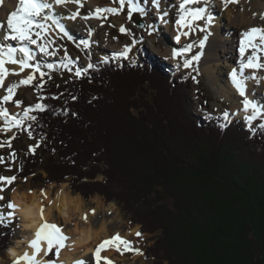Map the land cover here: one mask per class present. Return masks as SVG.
I'll return each mask as SVG.
<instances>
[{
    "label": "trees",
    "instance_id": "16d2710c",
    "mask_svg": "<svg viewBox=\"0 0 264 264\" xmlns=\"http://www.w3.org/2000/svg\"><path fill=\"white\" fill-rule=\"evenodd\" d=\"M139 57L47 79L27 126L56 160L22 153L17 177L117 200L143 233L159 232L149 263L264 264V128L192 113L194 81ZM13 234L0 225V251Z\"/></svg>",
    "mask_w": 264,
    "mask_h": 264
},
{
    "label": "rangeland",
    "instance_id": "374dc122",
    "mask_svg": "<svg viewBox=\"0 0 264 264\" xmlns=\"http://www.w3.org/2000/svg\"><path fill=\"white\" fill-rule=\"evenodd\" d=\"M70 4L71 8L68 9L66 7H57V9L60 8L58 9V15L59 17H62V21H66V18L73 11H76L74 9L76 4ZM143 4L147 5L148 10L151 12V22L150 20H145L144 28H140L136 24V20L140 17L143 18L144 15L141 16L136 12H133L131 19H129V7L127 3L125 4L124 9L119 12V14L113 15L111 13H105L104 15L107 18L99 19V23L98 21H95V19L84 20L80 17L90 15L96 8L119 9L120 7L119 0H84V6L81 7L83 13H80L78 22L72 23L69 28L66 26V28L69 30V34L73 37L72 39H69L67 36H63V34L60 33L55 27L51 30L49 39L53 40L55 43L49 46V51L53 52L54 55L49 56L40 53L36 45L30 46L35 56V59L31 63H40L41 70L45 73V75L41 79L39 73H36L31 85H20L15 90L16 95L13 103H10V105L9 103L7 104V109L10 111V116H17L21 120L22 126L12 127L11 130H3L6 128V125L4 118L0 117V158H2V162H0V177H16V179L10 184L7 181H0V188L3 189L0 191V196H3V199L0 200V211L5 214L12 211V209H9L7 205L14 202L13 194L16 190H41L46 189V187L54 184V187L52 186V193L56 194L60 188L59 186L63 183H67L68 185L64 184L67 188V191L65 192L70 191L72 193L80 194V197L82 196L83 200L85 201L84 203L92 210L95 209L96 218L103 219L105 216H107L111 220L112 227L115 230L117 229L118 232L122 233L123 235H126L127 232H129L132 228L139 226L138 232H140L141 235L136 236V234H133L129 237V241L132 242V247L134 249H140L143 252V255H138L134 251H124L123 255H121L120 252L114 250L112 251V254H114L113 258H117L115 262L118 264H152L146 261L144 255L147 249L154 245L159 232L155 234L143 233L141 231V225L134 223L133 220H131V215H129L123 209V207L119 205L117 200L113 199L112 201H107L104 196L98 193L86 198L82 195V193L75 192L71 188L69 179L62 183L52 182L44 184L40 182L33 183L31 180L32 177H27L25 180L17 178L18 160L22 153L29 151L36 156L40 162V165L56 160L55 156L48 154L42 149L41 140L36 139L28 133L27 123L33 120L29 117L34 116L35 111L29 112L30 114L28 117H26L24 113L28 106L42 104L38 94L41 88L37 87V85H43L47 79L53 76L64 79L71 77L73 78L77 76V70H82V72H84L88 69L87 66L89 64L94 65L96 61H103L104 58L116 56L120 52L124 51L125 46H128L129 48L133 47V51L128 52L127 56H124V58H128V60L132 63H138L140 61L139 51L144 48L150 57H153L157 50L160 51V57H158L157 54L154 55L155 59L151 60V64L154 65V63H157L163 67L165 71L170 70L173 75H179L183 78H190L194 81L196 87H191L189 93V98L191 102H193V111L191 110L192 113L200 115L198 109L200 108V110L208 113L210 117L214 119L222 118V116H225L224 114L227 113V116L229 117H227L228 120L240 119L244 117V115L250 116L252 113V111H244L242 103L244 97H240L238 94H236V92L228 94L229 91H231L228 89V85L230 82H232L231 73L233 71V67L235 70H238L239 67L236 66L238 65L237 62H234L237 61L236 57L230 56L231 58H226L221 53L215 51L213 52V56H216L217 54L218 56L210 61L208 60L209 53H202V47H200L199 42L202 40L204 41L207 35H209L210 40V34L214 35L213 39L220 35L223 36V41L226 43L238 37L236 34L230 32V28L227 25V17L224 13H222L220 4L217 2V0L209 1V4L213 8V14L211 15L214 17L211 25H208L206 21L201 23L197 22L196 25L190 29V35L195 34V38L191 41H188V39L185 40V43H182V45L183 47L191 45V50L186 52L185 55L183 54L178 57V62H175L174 64V60L172 61L170 51L173 47L180 49L181 45H179L180 43H175L173 32L166 25L168 24L167 19L160 20V16L164 14L163 8L161 10L158 9L152 2H149L148 0ZM167 6H169V8H167ZM163 7L164 9L166 8L165 12L169 10V15L170 17L172 16V20H174L173 15H175V7L173 4L167 2L164 3ZM145 9L147 10V7H145ZM207 10L209 9L207 8ZM147 17L149 18V15ZM215 21L216 23L219 22V27H216V31L213 32L212 26ZM61 23L64 24V22ZM262 25H264V22ZM121 27L126 28L127 33H122L120 31ZM201 28L205 30L200 31L199 29ZM89 29H91L93 33L96 32L91 40L88 39ZM33 38H35V36ZM85 39L90 41V48H85L84 45L80 43L81 40ZM209 40L204 42L203 50H206L209 47ZM154 42H156V44ZM4 43L7 42L5 41ZM153 44H155V46ZM223 49L227 51L228 47H222L221 50ZM199 53H202L200 59L198 61L194 60L190 67L185 68V59L191 60ZM261 56L263 57V54H261ZM260 61L261 63H264L262 60ZM47 64H52L54 67L49 69L47 68ZM18 77L19 76L17 75L11 74V78H9L11 83H6L5 88H7V86L10 87L13 84H18L20 81ZM215 77H218L219 80L215 81ZM257 87L258 85L254 84L253 88L257 89ZM251 95L254 96V100L256 92ZM4 96V93L2 94V92H0V100H2V102H4L2 99ZM248 99H250V97H248ZM15 101H22V103L19 107H17ZM261 105H263V103H261ZM233 113L238 114V116H234ZM263 118L264 113L259 115V117H256V119H258L257 121L259 122L255 123L254 120H252L250 125L249 123L246 125L248 128L257 129L261 127L262 124H264ZM33 148L35 149L34 151L32 150ZM13 153L15 154L14 156ZM37 174H41L42 177H47V173L41 169L37 171ZM97 179L101 181L103 176H99ZM110 204H114V207H112V211L114 213L113 216L107 214V211H104V207L107 210ZM98 205H100V207ZM120 221H122L124 224H120ZM21 222L22 220L15 210L14 218L11 220V222L6 223V225L12 226L14 228L13 237L16 236L15 240L18 239V241L16 240L17 242L20 241V239L17 237V230ZM58 222L62 228L70 230V228L74 227L76 220H71L70 222L68 221V224L64 218L60 217L58 218ZM11 243H13L12 238L10 244ZM5 250L6 249L0 251V264H3L2 261H5L6 264H12L11 259H9L10 256L6 254L8 251L6 252ZM62 251L63 250L60 252V256ZM54 253L55 249L53 248L52 253L46 255V260H56ZM85 261L87 264H94L93 260L90 261L89 259H85ZM102 263L104 264L103 261ZM164 264L168 263L165 262Z\"/></svg>",
    "mask_w": 264,
    "mask_h": 264
},
{
    "label": "snow or ice",
    "instance_id": "6c2138e0",
    "mask_svg": "<svg viewBox=\"0 0 264 264\" xmlns=\"http://www.w3.org/2000/svg\"><path fill=\"white\" fill-rule=\"evenodd\" d=\"M147 0H119V9L117 8H96L88 16L80 17L79 8L84 6V0H18V8L15 11H12L7 18L6 23L0 21V32H3V35H0V87L3 86L4 79L7 75H19L24 72L25 69H33L32 73L29 74L26 78L19 81L18 84H13L6 89L7 94L2 98L5 103L12 101L15 90L20 85H31L34 80L36 73H39L41 79L44 77L45 73L41 70L40 63H31L35 56L33 54L31 45H36L39 52L46 55H54L53 52L49 51V46L54 44L53 40L49 39V35L53 26L59 30L63 36H67L69 39L73 37L69 34V30L66 26L61 23L62 17H59L55 13V6H67L68 3H75L77 5V11L72 12L67 19L75 20L78 17L89 20V19H106L105 13H111L113 15L119 14L125 7L127 3L129 7L128 18L131 19L133 12L139 13L141 15L145 14L146 9L142 6L143 3H146ZM152 3L155 7H160V0H152ZM204 3L207 5L209 0H181L179 4L180 18L175 22L178 26L191 29L192 24L197 20H205L208 25H211L214 17L211 14H208L207 7H189V5H197ZM229 3H239V0H224L225 7ZM167 15V12H164L160 16V19L163 20ZM200 31L205 29L201 28ZM89 35H92V30L89 29ZM122 33H127V29L124 27L120 28ZM151 34V33H150ZM183 35H188L189 32L182 33ZM35 36V38H33ZM244 39L240 42V55L245 57L246 52L249 48L252 49V55H248L246 62L241 60L239 71L233 70L232 82L239 92V94L244 97L243 99V108L247 112L252 111V115L246 116L245 119L251 124V121L256 119L258 115L264 113V105L258 104L253 100L248 99L246 95L247 81L256 80L259 83L260 78L255 74L251 76H245L244 70L248 68L252 69H264V63H260L259 53L264 52V28L253 27L243 33ZM179 41L180 36L176 37ZM207 37H205V40ZM5 41H16L19 46H13L11 44L4 43ZM47 41V42H44ZM257 41L260 43L258 44ZM85 48H90V41L85 39L80 41ZM204 46V41L200 42V47ZM191 45L186 46L183 50H174L172 53L173 58H178L183 53H186L191 50ZM131 49L128 46H125L124 51L118 54L119 56H127L128 52ZM17 53H21L22 57L17 59ZM200 59L199 54L194 56L191 60L185 59L184 67H190L193 61H198ZM6 64H16L19 65V72L14 70H9L5 67ZM54 65L47 64V68L51 69ZM88 68H92L93 65L89 64ZM77 76L82 75V70L76 71ZM37 87L42 88L43 85H37ZM16 106L19 107L22 101H15ZM44 106L42 104H37L35 106H30L24 113L28 117L29 112L31 111H43ZM227 119V113L224 114ZM0 117L4 118L6 128L3 130H11L12 127H21L22 122L17 116H10L7 108L0 106ZM30 119H35L34 116L29 117ZM226 126V125H225ZM264 128V124L261 125ZM10 146V142H9ZM35 150L34 148L32 149ZM15 154L13 153V156ZM2 162V158H0ZM16 177H0V181H7L9 184L12 183ZM3 189L0 188V191ZM46 195V194H45ZM3 199V196H0V200ZM12 211L7 214L0 211V225L11 222L15 215L16 205L14 203H9L7 205ZM40 217L43 220V223L37 229L35 233V239L30 242V247L34 249L32 256H29L27 253L20 259L14 261V264H20L21 260L27 261V264H42L41 261L37 260L36 257L43 251L45 255L52 253L53 248L55 249L56 260L48 261L47 264H56V261L59 259L60 252L66 247V241L69 240V237L64 233L61 227L54 223H49L47 220H44L45 209L42 206L40 208ZM95 214V209L92 210ZM87 213L84 214L83 219L87 221ZM137 236H140L141 233L137 232ZM46 242L47 247L42 248V243ZM109 248H114L116 251L120 252L123 255L124 251H134L138 255H143V252L140 249H134L132 247V242L122 238L119 233L115 236L104 240L101 242L95 250V264H101L103 261L104 264H114L106 256H101L102 251H106ZM74 264H87L84 260H76Z\"/></svg>",
    "mask_w": 264,
    "mask_h": 264
},
{
    "label": "bare ground",
    "instance_id": "6f19581e",
    "mask_svg": "<svg viewBox=\"0 0 264 264\" xmlns=\"http://www.w3.org/2000/svg\"><path fill=\"white\" fill-rule=\"evenodd\" d=\"M211 1V0H209ZM172 3L173 6L175 7L172 20V16L170 17L169 15V10L166 11V19L167 23L166 24L171 31L173 32V36L175 38V43H180V50H183L185 46L183 47L182 43H185V40L188 39V41H191L195 38V34L190 35H183L182 33L184 32H190L189 28L181 27L178 26L175 22L178 20V16L180 14L179 10V2L178 0H163L160 2L161 9L163 8V11L165 12L166 8L164 9V3ZM217 2L220 4V8L222 13H224L227 17V25L230 28V32L233 34H236L238 37L229 41V42H224L223 41V36H218L215 39L214 35L210 34V40H209V35H207V41L209 40V47L206 50H203L202 47V53L206 52L209 53L208 60L212 61L215 59V57L218 56H213V52L217 51L224 55L226 58L230 56L236 57L238 65L240 67L241 60L247 59L248 55H252V49L249 48L248 51L245 54V57H241L240 55V42L243 37V33L253 27H260L264 28L263 18H264V0H239V3H229L227 7H225L224 0H217ZM18 0H0V21H4L6 23L8 16L12 11H15L18 8ZM145 7V5H142ZM63 8L66 7L71 8V4L68 3L67 6H55L54 11H58V8ZM191 7H207L209 10L208 14H213L212 6L208 3L205 5L204 3L193 5ZM169 8V6H167ZM77 11V5L74 8ZM74 12V11H73ZM79 12L83 13V10L79 8ZM162 13V12H160ZM148 16L149 13L146 10L144 16ZM177 15V16H176ZM143 16V17H144ZM168 16V17H167ZM95 19V18H93ZM92 19V20H93ZM139 19H143L140 17ZM163 19V20H166ZM95 21H98L99 19H95ZM64 22L65 26L70 27L72 23H77L78 18L75 20H69L66 18V21ZM66 22V23H65ZM94 22V21H93ZM201 23L205 22V20H197L194 22L191 26V28L196 25V23ZM218 24V25H217ZM260 25V26H259ZM262 25V26H261ZM213 32L216 31V27H219V22L213 24ZM54 28V26H53ZM0 35H3V32H0ZM180 36L179 41H177L176 37ZM197 36V35H196ZM204 40V42L206 41ZM184 41V42H182ZM6 44H10L12 41H6ZM201 42V41H200ZM199 42V43H200ZM156 44V42H154ZM259 44L260 42L257 41ZM155 44H153L155 46ZM228 47V50L225 51L224 49L221 50L222 47ZM202 53H199V56L202 55ZM160 54V51L157 50L154 55ZM185 55V53H183ZM263 54V57L261 56ZM170 55L172 58V50L170 51ZM260 55V60L264 62V52L259 53ZM22 54L17 53V59L21 58ZM176 59L172 58L173 64L175 62H178ZM176 60V61H175ZM261 63V61H260ZM235 65V64H234ZM5 67L9 70H14L16 72H19V65L16 64H6ZM239 67L238 70L239 71ZM233 70L234 67H233ZM32 73V69H25L24 72L20 73L18 79L22 80L26 78L29 74ZM255 74L257 77L260 78L259 83H257L256 80H248L247 81V89H246V95L250 97V100H253L254 96L251 95L256 92L255 101L256 103H263L264 105V69H252L248 68L244 70V75L245 76H251ZM8 78L6 80V83H11L9 78H11V74L7 75ZM6 76V77H7ZM219 78L215 77V81H218ZM4 83V82H3ZM19 83V82H18ZM254 84H257L258 87L253 88ZM6 84L2 87H0V92L4 95L7 94L5 88ZM228 89L231 90L229 91L228 94L235 93L238 94L240 97L241 95L235 88L233 82H230L228 85ZM3 90V91H1ZM16 95V93H15ZM14 95V97H15ZM13 97V98H14ZM14 99L12 100L11 104L13 103ZM7 104L5 102H2L0 100V106L7 108ZM10 105V104H9ZM244 109V108H243ZM12 110V108H11ZM245 111V110H244ZM251 112V110H249ZM30 114V113H29ZM253 113H251L252 115ZM259 117V115L257 116ZM264 119V118H263ZM258 119H254V122H257ZM67 183L61 184L58 189V192L56 194L52 193V186L50 185L46 187V189H41V190H16L13 194V199H14V204L16 205V211L18 213V216L21 218L22 222L20 223V226L17 230V237L20 239L19 242L18 239L15 240V237L13 239L12 245L9 247L6 252L7 255H9V259H11L12 264H14V261L20 259V257L24 256L25 253H27L29 256H32L34 253V249L30 247V242L35 239V233L37 229L40 227V225L43 223V220L40 217V208L43 206L45 209L44 212V220H47L49 223H54L58 225L59 227L60 224L58 222V218L62 217L64 220L68 223L71 220H76V223H74V227L70 228V230H66V228H62L64 233L69 237V240L66 241V247L62 249V254L59 257V259L56 261V264H74L76 260H84L89 259L90 261L93 260V263L95 264V250L98 247V245L103 242L104 240H107L113 236H115L117 233L119 235L129 241V237L133 234H136L139 230V226H136L132 228L129 232H127L126 235H123L122 233L118 232V230L114 229L111 225V220L105 216L103 219H98L96 218L95 214H93L92 209L88 207L84 202L82 196L80 197V194L72 193L70 191H67L66 185ZM68 185V184H67ZM63 186V187H62ZM54 187V186H53ZM46 194V195H45ZM103 205V204H102ZM100 207V205H98ZM112 207H114V204H110L108 206L107 210L104 207V211H107V214L113 216V211ZM87 213V221L83 219L84 214ZM76 218V219H73ZM112 219V218H111ZM110 220V221H109ZM124 224L122 221H120V224ZM69 224V223H68ZM119 227V226H117ZM116 227V228H117ZM137 236V235H136ZM42 248H46L47 244L46 242L42 243L41 245ZM114 248H109L106 251L101 252V256H106L108 257L111 261L114 262V264H118L115 262L117 258H113L114 254H112V251H114ZM37 260L41 261L42 264H47L49 260H46V255L42 251L37 257ZM51 261V260H50ZM3 264H6L5 261H2ZM20 264H27V261L21 260ZM101 264H103L101 262Z\"/></svg>",
    "mask_w": 264,
    "mask_h": 264
},
{
    "label": "water",
    "instance_id": "95a60500",
    "mask_svg": "<svg viewBox=\"0 0 264 264\" xmlns=\"http://www.w3.org/2000/svg\"><path fill=\"white\" fill-rule=\"evenodd\" d=\"M136 24H137L140 28H144V26H145L144 22L141 21V20H139V19L136 21ZM5 251H7V249H6Z\"/></svg>",
    "mask_w": 264,
    "mask_h": 264
}]
</instances>
